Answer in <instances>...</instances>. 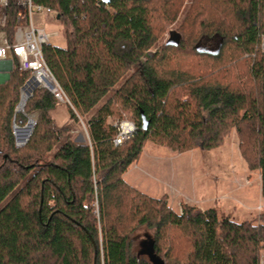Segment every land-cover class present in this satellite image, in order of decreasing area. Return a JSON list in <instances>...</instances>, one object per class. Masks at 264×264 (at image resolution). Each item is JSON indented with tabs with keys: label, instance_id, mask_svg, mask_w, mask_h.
Wrapping results in <instances>:
<instances>
[{
	"label": "trees",
	"instance_id": "obj_1",
	"mask_svg": "<svg viewBox=\"0 0 264 264\" xmlns=\"http://www.w3.org/2000/svg\"><path fill=\"white\" fill-rule=\"evenodd\" d=\"M6 1L0 32L13 44L19 0ZM33 2L56 11L65 28V48L43 47L64 101L42 88L17 114L31 74L13 57L0 85V264H154L152 248L164 264H260L264 224L189 205L178 213L124 175L149 142L177 154L211 152L235 131L248 169L260 172L264 198V0H190L179 46L156 52L186 0ZM215 40L214 54L200 52ZM62 107L69 119L59 125ZM35 112L28 143L17 147L14 121L23 126ZM112 118L136 126L119 147ZM80 122L85 144L72 138ZM142 227L152 233L135 251L131 235Z\"/></svg>",
	"mask_w": 264,
	"mask_h": 264
},
{
	"label": "rangeland",
	"instance_id": "obj_2",
	"mask_svg": "<svg viewBox=\"0 0 264 264\" xmlns=\"http://www.w3.org/2000/svg\"><path fill=\"white\" fill-rule=\"evenodd\" d=\"M190 4V0H186L179 18L175 20L174 23L166 27L163 34L159 38L156 44V48L153 52H156L158 49H160L167 43L172 32L179 30V27L184 19L186 7H189ZM32 18L33 25L35 28H44L47 34L52 35V38L50 40L51 44L61 48L66 47L65 28L61 21L57 19V15L54 14L48 17L40 14H34ZM4 25L5 21L4 24H2L1 26L3 27ZM0 34H2L0 35V37L2 36L6 38L5 34L1 32ZM217 43L218 40H215L214 42H211L209 45H207L206 48L213 51L215 50ZM260 46L262 51L264 52V37ZM193 60L196 59L193 57L191 59H180V61L185 64H188ZM12 72H10L9 70L5 71L7 76H11ZM31 78L32 76L30 75L27 81ZM7 82L8 81L3 84H6ZM3 84L0 83V85ZM45 86L48 90L52 88V85L50 83ZM22 88L20 90V93L22 91ZM110 95L111 94L109 93L105 97V99L100 102V104L97 106V109L102 106V104H104V102ZM60 101H64L63 96ZM38 113L39 112H35L33 114ZM33 114H29L27 116ZM127 116H129V114H127ZM54 117L59 125H63L69 119L67 110L64 107L59 109V111L54 115ZM117 119L118 118H112L110 119V122H112V124L114 125L116 122H118L119 119ZM28 121L29 119L27 120L25 125H27ZM14 124H16L15 121ZM25 125L17 126L23 128L25 127ZM72 138L76 143L79 144H85L89 142L87 128L83 122H80L78 127L75 126V130L74 132H72ZM240 145L241 143L237 133L235 131H232V134L226 141V144L218 150L206 152L197 149L191 152L184 153L181 159H179L180 161L178 166V172L181 170L182 175L186 176V179L189 182V186L191 185V183L195 185V190H197L200 199L192 198V200L191 198H189V196L185 195L174 185L166 184V188L169 192L166 194L165 199L169 208L178 213H181L183 211V207L185 205L196 206V208L201 211L207 209H214L219 217L228 216L236 222H254L256 226H261L262 224H264V198L262 197L261 175L259 171H250L248 169L246 162L242 158ZM147 146L146 147L149 151L152 149H162L164 150L165 154H167V156L168 154H170V151L173 152L171 149L154 142H149ZM162 150L160 151V153H163ZM132 167H134L135 169H139L136 163H134ZM130 170H132V168H130L124 176V179L128 183ZM222 188H225V190ZM222 191L225 192L224 195H222L221 197L216 196L219 193H222ZM244 191L245 193L246 191L247 193H250L249 197H247V194L245 195L247 199H244L241 195ZM151 233V231H148L147 229L142 227L138 228L131 235L133 248L135 251L141 250V242L145 239V235ZM165 246L167 247V245ZM166 249L168 250V248ZM183 252L184 250H179V254H182ZM259 263L264 264V243H262L260 248Z\"/></svg>",
	"mask_w": 264,
	"mask_h": 264
},
{
	"label": "built area",
	"instance_id": "obj_3",
	"mask_svg": "<svg viewBox=\"0 0 264 264\" xmlns=\"http://www.w3.org/2000/svg\"><path fill=\"white\" fill-rule=\"evenodd\" d=\"M0 27L4 24L7 10V1H0ZM19 12L17 19V30L15 41L9 44L7 39L0 37V78L7 76L5 71L8 63H13V57L18 60V67L23 72H29L42 88L48 83L52 85L49 89L59 100L62 99V91L56 83L43 57V47L50 43L52 35L47 34L43 29H37L33 25V15L40 14L44 16L56 15L50 7L39 5L33 0H19ZM2 35V34H0ZM118 131L114 144L121 146L135 132L136 126L132 121H118L115 124Z\"/></svg>",
	"mask_w": 264,
	"mask_h": 264
},
{
	"label": "crops",
	"instance_id": "obj_4",
	"mask_svg": "<svg viewBox=\"0 0 264 264\" xmlns=\"http://www.w3.org/2000/svg\"><path fill=\"white\" fill-rule=\"evenodd\" d=\"M147 147H145L141 159L136 163L139 169L131 167L132 170L129 171V183L127 182L129 185L141 193L160 199L169 192L166 184H172L189 198L200 199L195 185L191 183L189 186L186 176L182 175L181 170L178 172L179 159L183 154H175L170 151L167 156L162 149L163 153H160L159 149L149 151ZM222 189L225 190V188ZM224 194L225 192L222 191L216 196L221 197ZM246 194L247 197L250 196L247 191L241 194L244 199H247Z\"/></svg>",
	"mask_w": 264,
	"mask_h": 264
},
{
	"label": "water",
	"instance_id": "obj_5",
	"mask_svg": "<svg viewBox=\"0 0 264 264\" xmlns=\"http://www.w3.org/2000/svg\"><path fill=\"white\" fill-rule=\"evenodd\" d=\"M101 1L104 4H110L112 2V0H101ZM57 19L59 20L60 16H58ZM180 42H181V36L179 35V33L177 31H174L171 33L170 38L167 41L166 45L172 46V47H177V46H179ZM200 52L214 54L211 50H208V49L200 50ZM215 54H217V53H215ZM7 70H9L10 72L13 71V63L11 61L8 63V69ZM0 79H1L0 83L3 84L10 79V76H4ZM28 88H30L28 90V94L26 97H24L23 92ZM41 88H42V86H40L38 84V82L34 79V77H32L31 79H29L26 82V84L23 86L22 91H21V97H20L21 101H20V103L16 109L17 114H18V112L24 113L23 111H24V108H25L27 101L32 98L35 90L41 89ZM39 116H40V113L27 116L29 121H28L27 125H25V127H23V128L18 127L16 124H14L13 128H14V134H15V138H16L17 147H24L28 143V141L32 135V132H33V130L37 124ZM148 127H149V121H147L146 117L143 115L142 116V128H143V130L146 131V130H148ZM147 245H148V243H145L142 245L143 253H147V250H145V249H148ZM148 254L150 255L151 260H153L152 262H154V264H164L162 261H160L159 259H157L155 257L153 248H152L151 252H148Z\"/></svg>",
	"mask_w": 264,
	"mask_h": 264
},
{
	"label": "bare ground",
	"instance_id": "obj_6",
	"mask_svg": "<svg viewBox=\"0 0 264 264\" xmlns=\"http://www.w3.org/2000/svg\"><path fill=\"white\" fill-rule=\"evenodd\" d=\"M30 88H28V89H26L24 92H23V94H24V97H26L27 96V94H28V90H29Z\"/></svg>",
	"mask_w": 264,
	"mask_h": 264
}]
</instances>
